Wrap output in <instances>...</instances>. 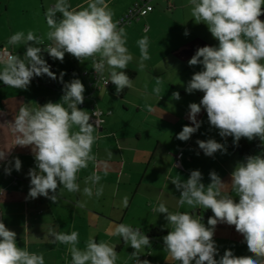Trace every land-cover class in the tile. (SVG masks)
<instances>
[{"label":"clouds","instance_id":"1","mask_svg":"<svg viewBox=\"0 0 264 264\" xmlns=\"http://www.w3.org/2000/svg\"><path fill=\"white\" fill-rule=\"evenodd\" d=\"M189 4L194 21L205 24L218 45L198 47L188 61L189 66L202 65V70L192 75L185 91L189 94L200 91L203 97L199 103L188 105V119L193 126H183L176 138L188 141L198 131L202 122L197 116L203 108L210 125L219 130L222 138L232 137L237 146L241 138L249 141L258 138L264 145V21L259 19L264 15V0H189ZM44 15L48 30L43 36L29 30L27 34L18 31L8 38V45L23 44L26 50L22 57L17 53H0V82L9 88L27 90L35 77L47 75L56 80V74L43 58L42 53L46 52L60 62L66 53L81 63L90 59L98 77L108 72L105 85L114 84L117 96L132 87V79L124 71L133 60L126 46L127 33L113 20L114 12L106 0H86V6L76 7L69 0H55ZM188 34L185 30L184 35ZM45 39L48 43L42 48ZM136 43L140 50L138 66L143 70L144 62L151 58L149 38L144 36ZM64 75L61 72L59 76L63 83L60 102L49 101L35 107L22 103L14 121L6 122L15 137V146L30 147L35 160V167L27 174L30 186L26 199L43 196L55 203L58 186L70 193L79 192L77 173L90 162L96 163L92 145L97 137L93 133L102 121L89 122V112L78 108L85 100L84 84L79 78L64 82ZM162 84L157 77L153 88L156 95L160 94ZM171 98L179 100L180 93L173 92ZM145 107L149 113L155 110L152 105ZM91 115L98 117L99 113ZM196 144L205 156L227 152L225 145L215 139L197 140ZM9 154L0 150V163L8 175L13 168L21 170V160L14 157L13 163L7 159ZM209 177L207 186L199 170L190 171L187 180L179 176L171 179L180 191V206L211 210L213 215L207 226L201 217L187 211L171 212L164 203L154 207L155 212L164 214L167 223L163 227L169 229L162 237L167 258L176 264H264V155H249L238 162L230 174V183L222 181L214 170ZM100 180L95 171L89 175L85 183L90 182L92 187H84V195L92 197L93 187ZM103 190V185L95 188L96 197ZM234 197H238V202ZM128 203L129 198L124 196L122 206L126 208ZM76 206L85 205L78 201ZM218 223L235 226L250 255L236 256L226 249L216 259L219 249L213 237ZM107 232L120 237L134 250L129 255L133 264H150L147 259H139L143 249L152 247L141 228L119 223ZM49 235L53 243L68 246L71 264H117L115 246L106 241L97 242L90 236L80 248L77 231L50 229ZM0 264H45V260L42 253L19 247L17 234L0 221Z\"/></svg>","mask_w":264,"mask_h":264},{"label":"crops","instance_id":"2","mask_svg":"<svg viewBox=\"0 0 264 264\" xmlns=\"http://www.w3.org/2000/svg\"><path fill=\"white\" fill-rule=\"evenodd\" d=\"M135 1L106 0L114 12L113 20L117 21ZM54 3L55 0H32L30 5L24 6L26 22L20 24L11 23L6 17L0 20V47L10 48L12 54L17 53L22 57L25 46L8 45V38L18 31L27 34L29 30L43 36L48 30L44 13ZM69 3L73 7L80 4L86 6V0H69ZM154 5L153 12L140 21L121 26L127 33L126 46L133 56L125 70L135 71L136 76L132 80V87L125 88L116 98L126 101L122 111L126 113L132 109V116L125 118L116 113L114 118L113 113L117 112L114 103L115 85L110 82L109 87L91 92L88 86L90 78L85 74L92 66L91 60L81 63L67 53L63 62L52 59L46 52L42 53L50 64V70L56 74V80L47 75L35 77L27 90L9 88L0 82V150L10 152L8 160L14 157L21 160V170L13 168L10 175L5 174L4 164L0 163V221L17 234L19 247L42 253L45 264H71L68 246L53 243L50 229L68 233L77 231L80 248L84 247L90 236L97 242L106 241L115 246L117 264H133L129 255L134 250L125 245L120 237L108 235L107 230L119 223L139 227L150 238L152 247L142 250L140 260L147 259L150 264H176L167 258L164 251L162 237L169 231L163 227L167 223L164 214L155 212L154 207L164 203L171 212L187 211L194 217H201L205 226L213 213L201 207L180 206V191L171 183V179L179 176L187 180L190 171L199 170L203 176L202 182L207 186L210 183L209 173L214 170L222 181L230 183V174L235 165L244 161L228 150L227 146L233 143V138H222L219 130L210 125L203 108L197 116V120L202 122L198 131L188 141L176 138L183 126H193L188 119V105L200 102L199 91L189 94L185 87L177 83L182 76L186 77L185 70L192 67L188 61L197 48L217 46L218 41L212 37L205 24L194 21L189 0H172L170 9L163 0L156 1ZM185 30L189 33L187 36L184 35ZM144 36L149 38L148 52L151 58L144 62L145 68L140 70V50L136 42ZM47 43L45 39V44L40 47L43 48ZM61 72L65 73L64 82L79 78L85 86L84 97H89L88 103L103 111H111V115L105 117L104 123L93 133L97 137L92 145L96 163L90 162L86 169L77 173L79 192L70 193L66 189L60 190L62 186H58V200L55 203L43 196L26 199L30 186L27 174L30 168L35 167V160L30 147L15 146V137L6 122L14 121V115L22 103H31L35 107L49 101L60 102L63 95V83L59 80ZM104 74L108 78V72ZM157 77L163 81L159 95L153 92ZM173 92H179L181 98L172 99ZM109 104V108L113 107L111 110ZM145 105H152L155 110L149 113ZM83 110L90 114L88 107ZM210 138L224 144L227 152L205 156L196 141ZM177 161L180 167L176 166ZM94 171L101 176V180L93 187V195L89 198L84 195L83 189L92 187L85 180ZM100 185H103V194L96 197L95 188ZM124 196L129 198L126 208L122 206ZM234 198L238 202V197ZM78 201L85 206L77 207ZM154 230L162 235L151 237L149 234ZM213 239L219 249L216 259L226 249L232 250L236 256L250 255L235 226L218 223Z\"/></svg>","mask_w":264,"mask_h":264},{"label":"built area","instance_id":"3","mask_svg":"<svg viewBox=\"0 0 264 264\" xmlns=\"http://www.w3.org/2000/svg\"><path fill=\"white\" fill-rule=\"evenodd\" d=\"M156 1H158V0H136L127 9V11L121 17H119L117 19V21L119 22V27L128 26V25H131L133 23H136V22L140 21L142 18H144L145 16H147L148 14H150L151 12H153V10L155 8L154 3ZM163 1L165 2L167 8L170 9L172 0H163ZM4 52L12 54V51L10 48L1 46L0 47V53H4ZM85 74L90 78V80L88 82V86H89L91 92H95L97 90H100L103 87L107 88L110 86V82L107 85H105V80L108 79L107 76H105V74H104L102 78L98 77L95 70L93 69V65L91 66L89 71H87ZM88 99H89V97H85L84 103L82 105H78V108L85 109L88 107L90 110V121L89 122L94 123V121L96 119H98V120L102 121V123H101V125H102L105 121V117L110 115V112L107 113V112L103 111L102 109L95 107L94 104H92V103L89 104ZM95 111L99 113L98 117L91 115ZM176 166L180 167L179 161L176 162Z\"/></svg>","mask_w":264,"mask_h":264},{"label":"rangeland","instance_id":"4","mask_svg":"<svg viewBox=\"0 0 264 264\" xmlns=\"http://www.w3.org/2000/svg\"><path fill=\"white\" fill-rule=\"evenodd\" d=\"M32 3V0H0V20L4 19V17L9 18L11 23L13 24H20L22 22H26V14L23 13L24 8L26 7L25 5ZM25 6V7H24ZM202 70V65H197V66H192L190 69L185 70V76H182L177 83L179 86L186 87L187 82L191 79L192 75L195 72L201 71ZM203 93L199 91V97L198 99H202ZM116 98V95H115ZM116 100V101H115ZM114 100V103L116 104L115 108L117 109V112H112L114 118H116V113L122 117V115L126 118L129 116L133 115V110L131 109L129 112H123L122 109L125 108L126 106V101L118 100L117 98ZM110 104L108 105L109 108ZM110 107L109 109L111 110ZM113 111V110H112ZM105 112H110L111 111H105ZM113 118V117H112ZM241 139H246V138H241ZM258 139V138H257ZM247 140V139H246ZM255 140V139H254ZM248 142H252L247 140ZM264 148V145H262Z\"/></svg>","mask_w":264,"mask_h":264},{"label":"trees","instance_id":"5","mask_svg":"<svg viewBox=\"0 0 264 264\" xmlns=\"http://www.w3.org/2000/svg\"><path fill=\"white\" fill-rule=\"evenodd\" d=\"M124 71L129 76L130 79L133 80L135 78V76H136L135 71H132V70H124ZM227 148L230 152L237 154L243 160L245 159L246 156H249V155H257V154L264 155V148L261 145V142L259 139H255L252 142L239 141L238 146L235 145L234 143H229ZM208 216H209V214L206 215V217H208ZM149 235L151 237L157 238V237L161 236L162 234L160 232L154 230Z\"/></svg>","mask_w":264,"mask_h":264},{"label":"water","instance_id":"6","mask_svg":"<svg viewBox=\"0 0 264 264\" xmlns=\"http://www.w3.org/2000/svg\"><path fill=\"white\" fill-rule=\"evenodd\" d=\"M259 19H261L262 21H264V15H262L261 17H259Z\"/></svg>","mask_w":264,"mask_h":264}]
</instances>
